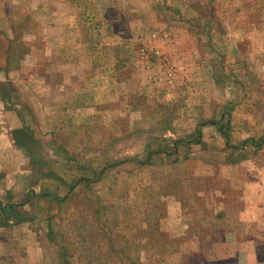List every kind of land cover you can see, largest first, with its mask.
Wrapping results in <instances>:
<instances>
[{
	"label": "rangeland",
	"instance_id": "rangeland-1",
	"mask_svg": "<svg viewBox=\"0 0 264 264\" xmlns=\"http://www.w3.org/2000/svg\"><path fill=\"white\" fill-rule=\"evenodd\" d=\"M0 162V264H264V0H0Z\"/></svg>",
	"mask_w": 264,
	"mask_h": 264
},
{
	"label": "crops",
	"instance_id": "crops-1",
	"mask_svg": "<svg viewBox=\"0 0 264 264\" xmlns=\"http://www.w3.org/2000/svg\"><path fill=\"white\" fill-rule=\"evenodd\" d=\"M1 164V162H0ZM252 209V211H251ZM248 212H252L253 215H255L254 217H256V215H264V207H249V208H245L244 210H241L240 211V215H241V221L244 222V219H245V215L248 214ZM244 224H246L244 222ZM248 225V228H252V229H256V227H258L259 225L258 224H255V223H250L249 224L247 223ZM259 229V228H257Z\"/></svg>",
	"mask_w": 264,
	"mask_h": 264
}]
</instances>
